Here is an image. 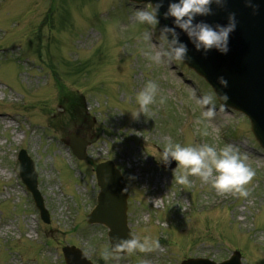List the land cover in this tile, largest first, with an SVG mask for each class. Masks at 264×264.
<instances>
[{
	"label": "rangeland",
	"instance_id": "1",
	"mask_svg": "<svg viewBox=\"0 0 264 264\" xmlns=\"http://www.w3.org/2000/svg\"><path fill=\"white\" fill-rule=\"evenodd\" d=\"M147 6L0 0V264H64L63 246H75L93 264H109L100 255L109 246L107 229L84 221L98 193L93 167L107 160L127 186L132 237L160 242L111 264L218 263L234 251L243 264H264V151L240 114L217 104L216 117L203 118L191 92L211 90L181 62L156 65L143 55L140 37L152 29L135 21L132 10ZM149 80L159 85L157 100L164 95L167 102L136 118V95ZM63 97L84 99L88 120L69 123ZM78 130L90 141L85 162L61 143ZM169 138L185 146L237 145L256 172L250 195L218 194L197 176H190L191 185L178 184L174 171L158 167V150ZM21 149L35 163L49 225L18 178Z\"/></svg>",
	"mask_w": 264,
	"mask_h": 264
},
{
	"label": "clouds",
	"instance_id": "2",
	"mask_svg": "<svg viewBox=\"0 0 264 264\" xmlns=\"http://www.w3.org/2000/svg\"><path fill=\"white\" fill-rule=\"evenodd\" d=\"M134 3L135 0H129ZM227 0H169L166 10L163 12L164 19H171L172 25L160 26L158 18L160 9L164 6V0H149L148 6L134 8L133 18L140 24L151 26L152 30L145 29L140 37L143 41V55L156 65H170L173 62H186L191 59L188 56V44L180 39L183 33L195 51L207 57L210 51L215 50L221 55L229 52L230 35L236 30L237 19L235 12H229L226 24H210L197 17L212 15V6L225 8ZM245 4L253 9L259 7L253 0H245ZM153 31L157 33L153 38ZM221 88H227L228 80L224 76L217 77ZM159 85L153 80L145 83L136 95L138 108L135 117L148 114L152 111V105H163L167 97L159 96ZM191 96L203 109L202 116L208 121L216 117L219 108L227 107L230 99L227 92L213 89L210 93L198 95L195 89ZM198 123L203 121L198 120ZM204 135H208L204 131ZM158 161L168 166L172 161L176 162L174 169L175 181L180 185H191L190 176H197L203 183H210L218 194L232 193L240 197H248L250 190L248 185L256 175L255 170L246 162L247 156L241 153L240 148L234 144H225L217 147L211 144L182 145L179 142H168L159 151ZM108 182V181H106ZM160 247L158 238L152 235L134 236L127 239L117 238L115 243L105 246L100 255L111 264L124 255L135 252H151ZM141 264H149L143 260Z\"/></svg>",
	"mask_w": 264,
	"mask_h": 264
},
{
	"label": "water",
	"instance_id": "3",
	"mask_svg": "<svg viewBox=\"0 0 264 264\" xmlns=\"http://www.w3.org/2000/svg\"><path fill=\"white\" fill-rule=\"evenodd\" d=\"M137 3L149 0H135ZM153 3L156 0H152ZM169 0H164V6L158 16L160 26L172 25V20L164 19L163 12ZM259 7L253 9L245 4V0H227L225 8L212 6V15L197 17L210 24H226L229 12L236 13L238 21L236 30L230 35L229 52L221 55L215 50L207 57L194 50L187 37L181 33L180 39L188 44L189 61L183 62L189 69L203 78L209 86L217 91L227 92L229 100L227 107L245 115L251 126L255 140L264 150V0H253ZM224 76L228 80L227 88H221L217 77ZM70 148L73 155L79 159L86 158V143L80 135L70 136ZM19 173L22 182L32 194L43 222L48 223V214L43 201L36 189V173L33 163L21 152L19 155ZM165 165H162L164 167ZM175 168L174 161L168 165ZM100 193L96 208L87 216L88 224H101L109 229L110 245L116 239L130 238L126 226V194L119 172L110 162L100 164L95 169ZM108 181V182H106ZM65 264H91L81 251L74 247L62 249ZM181 264H214L209 260H186ZM220 264H241L239 253H234L228 260Z\"/></svg>",
	"mask_w": 264,
	"mask_h": 264
},
{
	"label": "trees",
	"instance_id": "4",
	"mask_svg": "<svg viewBox=\"0 0 264 264\" xmlns=\"http://www.w3.org/2000/svg\"><path fill=\"white\" fill-rule=\"evenodd\" d=\"M67 108H68V111H69V114H70V117L71 119H74L75 117H77L80 113L79 111V107H80V103L78 102L77 99H74V98H68L67 100Z\"/></svg>",
	"mask_w": 264,
	"mask_h": 264
}]
</instances>
